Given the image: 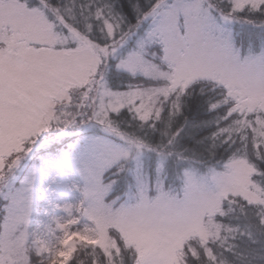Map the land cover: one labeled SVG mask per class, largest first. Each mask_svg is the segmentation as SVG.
I'll return each instance as SVG.
<instances>
[{"label":"snow or ice","instance_id":"6c2138e0","mask_svg":"<svg viewBox=\"0 0 264 264\" xmlns=\"http://www.w3.org/2000/svg\"><path fill=\"white\" fill-rule=\"evenodd\" d=\"M0 264H264V0H0Z\"/></svg>","mask_w":264,"mask_h":264},{"label":"rangeland","instance_id":"374dc122","mask_svg":"<svg viewBox=\"0 0 264 264\" xmlns=\"http://www.w3.org/2000/svg\"><path fill=\"white\" fill-rule=\"evenodd\" d=\"M234 30L240 31L241 30V26L240 25H236L235 28H234Z\"/></svg>","mask_w":264,"mask_h":264}]
</instances>
